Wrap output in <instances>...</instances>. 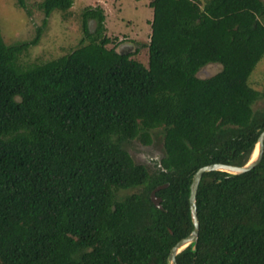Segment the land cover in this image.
<instances>
[{
  "label": "trees",
  "instance_id": "1",
  "mask_svg": "<svg viewBox=\"0 0 264 264\" xmlns=\"http://www.w3.org/2000/svg\"><path fill=\"white\" fill-rule=\"evenodd\" d=\"M72 3L37 4L44 18L29 42L0 35V264H167L193 228V174L244 165L264 130V91L250 80L264 0H149L147 67L137 51L108 49L101 9H86L77 48L19 64L50 13ZM208 65L220 70L200 77ZM155 130L163 155L148 169L124 145H150ZM164 185L159 209L150 193ZM196 213L195 251L177 264H264V152L247 173H204Z\"/></svg>",
  "mask_w": 264,
  "mask_h": 264
},
{
  "label": "rangeland",
  "instance_id": "2",
  "mask_svg": "<svg viewBox=\"0 0 264 264\" xmlns=\"http://www.w3.org/2000/svg\"><path fill=\"white\" fill-rule=\"evenodd\" d=\"M45 0H25L26 7L18 6L16 0H0V35L6 45H18L33 40L37 28L42 27L44 14L38 10L37 4ZM71 8L66 14L53 10L42 28L36 45L19 56V64L28 66L33 63H43L59 58L77 48L84 38L82 32V14L86 9H101L104 22L101 36L112 40L106 47L117 52L134 53L132 58L148 66V49L152 9L148 7L149 0H72ZM30 14L28 15V13ZM264 25V17L260 18ZM89 31L95 33L96 23L87 22ZM99 36V35H98ZM220 70L217 65H208L199 72L200 77H208ZM250 80L254 88L264 91V56L257 63ZM258 100L255 106L263 105ZM159 130L152 131L151 144L144 145L139 140H133L124 145L133 161L148 169L155 168L163 155L158 141ZM134 190L126 191L133 193ZM123 193V192H122Z\"/></svg>",
  "mask_w": 264,
  "mask_h": 264
},
{
  "label": "water",
  "instance_id": "3",
  "mask_svg": "<svg viewBox=\"0 0 264 264\" xmlns=\"http://www.w3.org/2000/svg\"><path fill=\"white\" fill-rule=\"evenodd\" d=\"M263 152H264V130L259 134L254 149L250 155V158L244 165L237 166V165L224 164V163H213L199 168L193 174L191 183L189 185V197H188L189 213L193 228L186 237L180 239L170 249L167 256V264H177L176 256L187 247H190L192 252L195 251V246L197 243L198 231H199V221L196 213V193L203 174L212 171L224 172L227 173L228 175H241L247 173L248 171H250L260 163L263 156ZM165 186L166 185L156 187L150 193L151 202L159 209H161L160 206L161 199L156 197L155 193L158 190L164 188Z\"/></svg>",
  "mask_w": 264,
  "mask_h": 264
}]
</instances>
